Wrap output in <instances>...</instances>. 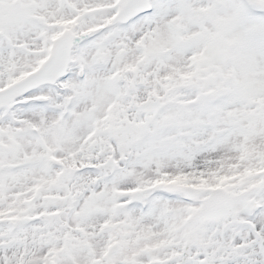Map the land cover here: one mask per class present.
Wrapping results in <instances>:
<instances>
[{"label":"snow or ice","instance_id":"6c2138e0","mask_svg":"<svg viewBox=\"0 0 264 264\" xmlns=\"http://www.w3.org/2000/svg\"><path fill=\"white\" fill-rule=\"evenodd\" d=\"M0 264H264V0H0Z\"/></svg>","mask_w":264,"mask_h":264}]
</instances>
